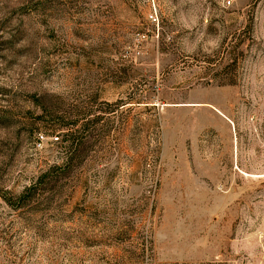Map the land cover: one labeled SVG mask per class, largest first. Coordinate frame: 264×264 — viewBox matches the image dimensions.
<instances>
[{
	"label": "rangeland",
	"instance_id": "374dc122",
	"mask_svg": "<svg viewBox=\"0 0 264 264\" xmlns=\"http://www.w3.org/2000/svg\"><path fill=\"white\" fill-rule=\"evenodd\" d=\"M0 264H264V0H0Z\"/></svg>",
	"mask_w": 264,
	"mask_h": 264
},
{
	"label": "trees",
	"instance_id": "16d2710c",
	"mask_svg": "<svg viewBox=\"0 0 264 264\" xmlns=\"http://www.w3.org/2000/svg\"><path fill=\"white\" fill-rule=\"evenodd\" d=\"M79 135H81V134H79ZM80 137V138H79ZM77 136V135H75V136H73V138H72V145H71V151H76V149L78 148V146L80 145V142H81V139H82V137L81 136ZM72 157L70 156V158H68V160H67V164H66V167L68 168V161H69V159H71ZM6 199L8 200V202L10 203V204H12L13 206H17V205H19V202L18 203H15V202H12L9 198H7L6 197Z\"/></svg>",
	"mask_w": 264,
	"mask_h": 264
},
{
	"label": "crops",
	"instance_id": "0c3cea01",
	"mask_svg": "<svg viewBox=\"0 0 264 264\" xmlns=\"http://www.w3.org/2000/svg\"><path fill=\"white\" fill-rule=\"evenodd\" d=\"M189 104H199L198 102H190ZM214 110H216L222 117H224L222 114H224L226 117H227V114H225L224 112L220 111L218 108H216L215 106L213 105H210ZM222 112V114L220 113ZM224 117V118H226Z\"/></svg>",
	"mask_w": 264,
	"mask_h": 264
},
{
	"label": "bare ground",
	"instance_id": "6f19581e",
	"mask_svg": "<svg viewBox=\"0 0 264 264\" xmlns=\"http://www.w3.org/2000/svg\"><path fill=\"white\" fill-rule=\"evenodd\" d=\"M222 114V112H220ZM223 115V114H222Z\"/></svg>",
	"mask_w": 264,
	"mask_h": 264
}]
</instances>
